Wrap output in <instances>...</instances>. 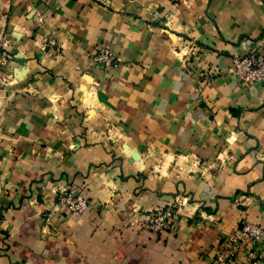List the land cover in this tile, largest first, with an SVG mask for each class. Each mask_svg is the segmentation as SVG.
<instances>
[{"label":"crops","instance_id":"obj_1","mask_svg":"<svg viewBox=\"0 0 264 264\" xmlns=\"http://www.w3.org/2000/svg\"><path fill=\"white\" fill-rule=\"evenodd\" d=\"M252 52L264 0H0V264H215L264 227V83L229 71ZM252 247L232 264H264Z\"/></svg>","mask_w":264,"mask_h":264},{"label":"built area","instance_id":"obj_2","mask_svg":"<svg viewBox=\"0 0 264 264\" xmlns=\"http://www.w3.org/2000/svg\"><path fill=\"white\" fill-rule=\"evenodd\" d=\"M1 43L2 46L9 44L6 39L4 41L1 40ZM56 45L57 43L51 40L49 42L50 47L48 48L46 45L43 49L52 50ZM92 61L106 67L118 65V58L108 45H102L92 55ZM9 63V57L2 55L0 58V90L4 82L2 71ZM229 71L242 82L264 83V55L255 52L247 55H235ZM57 196L59 203L65 205L73 215L81 216L92 207L86 196L74 187L58 188ZM174 218L175 212L172 209H158L148 214L144 227L154 233H162ZM227 241L226 248L217 255L215 264H232L235 256V247L245 241H250L253 244L247 256L250 261L256 262L263 257L260 246L264 241V227L256 222L245 221L238 229L229 234Z\"/></svg>","mask_w":264,"mask_h":264}]
</instances>
